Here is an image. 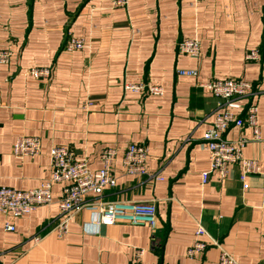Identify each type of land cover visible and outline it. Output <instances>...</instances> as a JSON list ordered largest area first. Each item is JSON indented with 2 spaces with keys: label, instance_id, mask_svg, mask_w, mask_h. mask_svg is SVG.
<instances>
[{
  "label": "crops",
  "instance_id": "0c3cea01",
  "mask_svg": "<svg viewBox=\"0 0 264 264\" xmlns=\"http://www.w3.org/2000/svg\"><path fill=\"white\" fill-rule=\"evenodd\" d=\"M68 32L85 47L67 51ZM184 39L199 41L197 57L178 51ZM0 50L12 53L0 63V186L38 188L50 177L54 146L69 148L94 171L101 152L115 148L117 185L104 198L157 208L154 228L103 224L96 233L86 232L90 213L82 211L61 239L52 231L63 187L55 184L51 203L21 217L0 213V264H218L214 241L239 264H264V0H127L125 7L112 0H0ZM254 50L259 59L247 61ZM30 67H49L52 76L34 79ZM223 78L246 80L259 92L261 140L248 127L225 133L250 140L243 155L259 172L247 177V188L240 164L202 182L210 168L202 137L220 99L200 83ZM141 82L164 93L126 89ZM20 135L39 137L40 153L16 157ZM133 143L148 148L147 172L162 180L124 172ZM198 225L208 247L190 259Z\"/></svg>",
  "mask_w": 264,
  "mask_h": 264
},
{
  "label": "built area",
  "instance_id": "2783aa9c",
  "mask_svg": "<svg viewBox=\"0 0 264 264\" xmlns=\"http://www.w3.org/2000/svg\"><path fill=\"white\" fill-rule=\"evenodd\" d=\"M115 7H125L127 0H112ZM85 47L84 41L67 33L65 49L67 51L80 50ZM181 54L197 57L200 44L196 39H184L178 43ZM10 50H0V63L8 64L11 58ZM247 61L258 60L259 52L254 50L245 55ZM180 75L196 77V70H179ZM27 74L37 80H48L52 76L49 67H30ZM202 87L220 99L218 112L211 126L202 137V148L210 154V168L202 173V182L206 183L211 174L225 178L229 167L240 164L242 168L241 181L247 188V177L259 172V164L254 159H247L243 155L244 148L250 141L243 135L236 140H229L225 133L231 128L251 129L254 141H260V126L258 122V94L253 83L243 79L223 78L212 79L200 83ZM126 89L149 96H160L164 93L161 86L150 83L126 85ZM91 104V103H89ZM41 140L36 136L20 135L13 144V154L16 157L35 156L40 153ZM117 151L115 148L104 149L100 154L102 167L91 170L86 159L76 158L73 152L63 146H54L50 151L51 174L38 188L18 190L16 188L0 186V213L21 217L36 210L39 206L52 201V188L55 184H62L61 196L58 200V216L53 223L52 231L58 238H64L69 231L71 221L82 211L90 213V220L85 225L88 233H96L100 225L125 223L131 225H147L156 227V205L154 202L129 200L110 201L104 198L106 189L116 187L114 163ZM148 148L142 144H130L125 151L122 161L124 172L128 175L149 176L154 180H162L157 174H149L146 169ZM7 231H13L14 226L6 224ZM196 241L188 248L186 254L190 259L199 258L207 249L208 244L201 237L206 234L202 225L196 230ZM219 247L218 264H239L234 256ZM142 250L136 251L140 256Z\"/></svg>",
  "mask_w": 264,
  "mask_h": 264
}]
</instances>
